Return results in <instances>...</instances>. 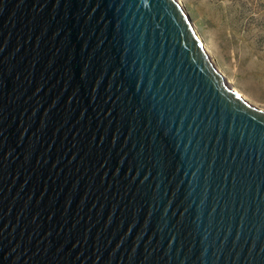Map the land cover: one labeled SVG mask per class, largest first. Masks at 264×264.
I'll return each instance as SVG.
<instances>
[{
  "label": "water",
  "instance_id": "1",
  "mask_svg": "<svg viewBox=\"0 0 264 264\" xmlns=\"http://www.w3.org/2000/svg\"><path fill=\"white\" fill-rule=\"evenodd\" d=\"M0 264H264V108L178 0H0Z\"/></svg>",
  "mask_w": 264,
  "mask_h": 264
},
{
  "label": "rangeland",
  "instance_id": "2",
  "mask_svg": "<svg viewBox=\"0 0 264 264\" xmlns=\"http://www.w3.org/2000/svg\"><path fill=\"white\" fill-rule=\"evenodd\" d=\"M228 86L264 108V0H178Z\"/></svg>",
  "mask_w": 264,
  "mask_h": 264
},
{
  "label": "bare ground",
  "instance_id": "3",
  "mask_svg": "<svg viewBox=\"0 0 264 264\" xmlns=\"http://www.w3.org/2000/svg\"><path fill=\"white\" fill-rule=\"evenodd\" d=\"M181 4V3H180ZM196 31V30H195ZM199 37V36H198ZM200 38V37H199ZM206 49V48H205ZM209 56V55H208ZM210 58V57H209ZM210 60L212 61V59L210 58ZM224 78V77H223ZM225 81V79H224ZM225 83L228 85V83L225 81Z\"/></svg>",
  "mask_w": 264,
  "mask_h": 264
}]
</instances>
